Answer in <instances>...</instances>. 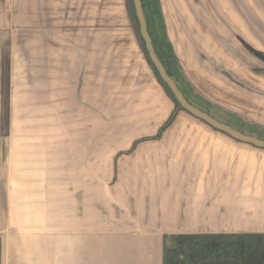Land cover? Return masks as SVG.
I'll list each match as a JSON object with an SVG mask.
<instances>
[{"label": "crops", "instance_id": "crops-1", "mask_svg": "<svg viewBox=\"0 0 264 264\" xmlns=\"http://www.w3.org/2000/svg\"><path fill=\"white\" fill-rule=\"evenodd\" d=\"M143 1L171 77L264 126V0ZM126 17L124 0H0L1 264H163L164 235L264 232V147L185 110L154 137L174 105ZM96 96L126 138L97 156Z\"/></svg>", "mask_w": 264, "mask_h": 264}, {"label": "trees", "instance_id": "trees-1", "mask_svg": "<svg viewBox=\"0 0 264 264\" xmlns=\"http://www.w3.org/2000/svg\"><path fill=\"white\" fill-rule=\"evenodd\" d=\"M125 7L138 45L144 53L156 80L174 104L173 111L158 130L157 137H159L160 133L174 120L177 112L184 109L167 83L161 78L149 57L140 32L133 0H125ZM145 17L147 21L146 14ZM148 31L159 59L167 73L172 76L165 66L163 57L156 49L149 27ZM169 53L170 56H173L172 51ZM255 54L264 59L263 53L255 51ZM163 238V264H264V232L184 233L164 235Z\"/></svg>", "mask_w": 264, "mask_h": 264}, {"label": "rangeland", "instance_id": "rangeland-1", "mask_svg": "<svg viewBox=\"0 0 264 264\" xmlns=\"http://www.w3.org/2000/svg\"><path fill=\"white\" fill-rule=\"evenodd\" d=\"M124 3H125V0H124ZM150 5L152 7L153 6L156 7L157 4L154 1ZM143 6H144L145 14H146L147 19H148L149 30H150L151 34L154 35V37L152 36V38H153V40L155 42L156 49L158 50V45H157V41H156L157 39L155 37L156 33L155 32L153 33V28L151 27V23H150V21H151L150 18L156 19L155 20V29L158 32H161V23H160V20H159V18L157 16L158 14L155 13V14H153V17L152 16L150 17V13L148 11L147 5L145 4V1H143ZM127 17H128V15H127ZM127 17L124 20H118L119 22L117 24H119L120 26H123L124 27L123 31L124 32L125 31L129 32L130 34L128 36H131V38L134 37L135 40H136V37L134 36L135 35L134 34V30H133V28H132V26L130 24L129 18H127ZM134 38H133V40H134ZM136 42H137V40H136ZM129 43H130V41L127 42V44H129ZM163 45L165 46V44H163ZM125 53L128 54V60L131 57H135L133 59L138 61V57L135 56L134 53H131L128 48H126ZM151 72H152V70H151ZM129 74L133 77L134 81L138 80V77L134 73H129ZM152 74H153V72H152ZM121 78L122 77H120V80H121ZM128 79H130V77L128 75H125V80L127 81ZM174 79L176 81V84H178L179 89L183 92L185 98L192 105H194L196 108L207 112L212 117H214L216 120L224 122L225 124L230 125L231 127H234L237 130H239V131H242L244 133H248V134H251V135L258 136V138L259 137L264 138V126H260V125H258L259 123H254L251 120H242V119L240 120V119H238L232 113H230L229 110H227V109L225 110V108L216 105L212 100L208 99L207 97H205L202 94H200L199 92H197L196 89L195 90H191V89L186 87L185 83H179V79L177 77L174 76ZM126 81L123 82V83H126ZM113 88L115 89V88H117V86H113ZM135 102H136L137 105L140 104V101H135ZM172 104H173V102H172ZM173 109H174V106H173L172 110H170L168 116L173 111ZM95 114H96L95 115L96 124H95V129H94L93 133H94L95 140H96V156H97V153L98 154H99V152L102 153L103 142H104L103 140L104 139L105 140H109L111 138H116V139L124 140L126 138L121 137L122 131H120V130H118L117 128L114 127V125H115L114 124L115 116L111 115L108 111L104 112L103 103L100 101V97H98V96H96V113ZM103 116H104V118H107L106 120H111V123L103 124ZM168 116L164 117V119H162V117H159V121L157 120L158 121L157 122L158 125L156 127H158V126L161 127L165 123V121L167 120ZM182 120H183V122H190V121H196L197 122V121H200V119L195 118L193 116H190L189 114H186L185 118L182 119ZM6 122H7V115H6V112L4 111L2 114H0V123H1L0 135L1 136H3L5 134ZM190 127H192V126H190ZM154 130L156 131L157 128L154 129ZM190 131L192 133H194L195 136H204L205 135L204 131L201 130V129L199 131L198 130H195V131L190 130ZM190 131L189 130L180 131V135L179 136H184L185 134H182V133H188ZM216 133H218V132H216ZM161 135H162V132L160 133L159 137ZM190 135L192 136L193 134H190ZM153 136L157 137V134L153 135ZM185 136H187V135H185ZM212 136H214V134ZM133 148H134V146H131L130 149L128 148L129 150H127V151L129 152ZM127 151H125V152H127ZM99 163H100V166L102 167V163L101 162H99ZM96 165H97V163H96ZM105 166H106V163H105ZM115 181H116V178L115 177L112 178L111 179V184H113Z\"/></svg>", "mask_w": 264, "mask_h": 264}, {"label": "water", "instance_id": "water-1", "mask_svg": "<svg viewBox=\"0 0 264 264\" xmlns=\"http://www.w3.org/2000/svg\"><path fill=\"white\" fill-rule=\"evenodd\" d=\"M133 4H134L135 12H136V15L139 21L140 32L145 41V46L148 50L149 57L151 61L153 62V64L155 65L156 69L158 70L161 78L167 83L170 90L172 91V93L174 94L175 98L178 100L180 105L183 107V109L187 111L188 113H190L191 115L195 116L196 118L206 122L213 128L219 131H222L233 138L251 143L258 147H264L263 139L241 133L240 131L232 128L231 126L216 120L214 117H212L207 112L196 108L185 98L184 94L179 89L174 79L167 73L163 63L159 59L154 49L152 39L148 31V25H147V21H146V17H145V13L142 7L141 0H133Z\"/></svg>", "mask_w": 264, "mask_h": 264}]
</instances>
